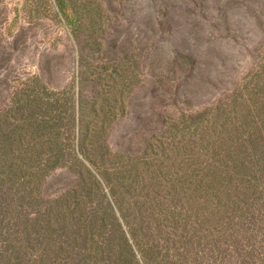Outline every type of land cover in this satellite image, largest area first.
I'll use <instances>...</instances> for the list:
<instances>
[{
    "label": "rangeland",
    "instance_id": "rangeland-1",
    "mask_svg": "<svg viewBox=\"0 0 264 264\" xmlns=\"http://www.w3.org/2000/svg\"><path fill=\"white\" fill-rule=\"evenodd\" d=\"M65 11L74 24L55 0L1 1L0 113L21 84L36 78L84 101L85 125L100 130L97 117H112L103 138L113 154L172 164L176 158L165 159L156 146L174 154L188 115L241 94L251 99L246 112H264V88L245 89L264 66V0H65ZM79 180L61 167L25 189L0 174L1 264H75L88 244L115 257L119 224L103 213L108 205L99 195L86 198L85 209L55 203ZM165 237L156 231L148 240Z\"/></svg>",
    "mask_w": 264,
    "mask_h": 264
},
{
    "label": "trees",
    "instance_id": "trees-1",
    "mask_svg": "<svg viewBox=\"0 0 264 264\" xmlns=\"http://www.w3.org/2000/svg\"><path fill=\"white\" fill-rule=\"evenodd\" d=\"M55 2L74 24L65 0ZM263 76L260 66L246 91L254 84L252 91L261 94ZM243 96L188 115L179 127L171 124L184 132L183 141L174 154L162 142L156 152L176 159L146 163L113 154L104 144L112 117L98 116L100 130L91 128L81 121L84 101L72 90L52 91L28 79L0 113V174L29 189L40 187L53 170L70 167L80 180L55 202L58 207L75 203L74 209H85V199L97 195L107 203L103 213L120 228L119 252L111 258L103 247L88 244L75 264H264V112H246L251 99ZM156 231L166 234L163 241L148 240Z\"/></svg>",
    "mask_w": 264,
    "mask_h": 264
}]
</instances>
